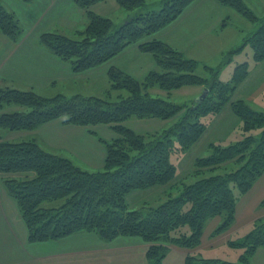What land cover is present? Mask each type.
<instances>
[{"label": "trees", "instance_id": "obj_1", "mask_svg": "<svg viewBox=\"0 0 264 264\" xmlns=\"http://www.w3.org/2000/svg\"><path fill=\"white\" fill-rule=\"evenodd\" d=\"M71 1L86 13L87 27L71 36L45 32L40 40L75 73L100 67L132 45L152 55L158 69L140 81L111 68L109 88L101 97L56 94L47 98L34 90L0 87V175L19 207L28 241H55L81 232L94 233L105 242L137 237L149 244L147 264H164L170 246L189 251L185 264H234L204 259L200 249L208 222L220 219L212 239L227 233L235 223L239 200L264 174V111L244 100H233L234 91L249 74L248 63L239 64L232 79L223 82L221 70L239 50L227 53L217 68L205 66L206 75H200L196 60L154 38L195 0H164L158 10H151L147 0H116L130 13L119 25L93 10L108 0ZM218 1L259 24L245 43L253 49L254 61H263L264 18L242 0ZM22 33L17 17L0 0V34L16 41ZM185 87L207 88L209 94L189 106L153 92L158 89L171 95ZM227 106L244 132L260 128L261 135H248L228 146L211 143L209 155L197 158L188 175L196 181L177 180L171 155L188 152L205 133L209 124L205 119ZM132 118H157L170 126L162 132L138 134L125 126ZM54 120L89 128L110 126L117 137L102 140L106 145L104 168L88 171L44 150L33 139L14 143L1 135L32 131ZM155 187H166L160 201L142 209L129 207V194ZM260 208H264V199ZM252 226L247 236L232 243L245 249L237 264H251L256 251L264 248V217Z\"/></svg>", "mask_w": 264, "mask_h": 264}, {"label": "crops", "instance_id": "obj_2", "mask_svg": "<svg viewBox=\"0 0 264 264\" xmlns=\"http://www.w3.org/2000/svg\"><path fill=\"white\" fill-rule=\"evenodd\" d=\"M242 1L255 14L258 15L259 13L255 8L252 9L251 4L258 5L257 7L264 12V0ZM102 4H109L117 11H121L116 0H108ZM3 5L7 11L15 14L23 28V33L16 41L0 34V87L2 88H14L22 91L34 90L47 97L56 94L66 96L64 92L71 94V97L77 95L84 97L77 86L81 80H88L96 86L98 84L104 85L106 88L102 90L106 92L109 88V70L111 68L119 69L140 81L144 80L151 71L158 69L152 55L142 52L138 45H132L104 65L77 74L72 70L69 63L61 60L46 48L41 43L40 37L45 32L65 35L83 31L88 25V17L81 8L71 0H33L31 2L3 0ZM97 7L98 5L94 6L93 10L100 14L96 10ZM184 11L189 13L187 15L191 18L193 17V21L186 28V32L191 31V33H185V35H197L202 25H211L216 20L215 30L222 28L221 32L231 31L233 36L239 38L236 28L225 23L226 19L232 21L230 15L234 13V10L220 4L218 0H195ZM121 13L123 14L121 23H123L130 13ZM178 18L169 26L157 32L154 38L169 44L185 55V51L181 48L184 45L180 35L181 32H172V27L179 20ZM248 45L245 41L242 45H239L236 41L232 43L230 41L222 48L221 56L223 55L224 58L227 53L233 50H239L238 56H241L240 52ZM244 62L249 65V74L234 91L233 100H244L256 110H264V60L259 63L248 59L245 61L237 59L234 54L233 60L224 70L222 68L220 79L223 82L230 81L236 67ZM217 67L218 65L214 68ZM72 83H74L73 86ZM203 90V87H194L190 90L186 88L184 91L190 94L191 98L182 100L175 96L177 91L172 92L171 95L158 89H154L153 92L164 97L169 96L171 100L179 103H187L190 99H197ZM178 91L177 93H181V90ZM101 96L103 94L90 97ZM221 113L222 117L225 116L229 122L235 119V125L233 123L232 126L226 129V132H223L225 125L221 122L216 124L218 120L211 121L197 143L204 142V138L211 134V138L206 142L208 147L211 143L223 140V137L229 132H233L237 123L240 122L239 119L230 106L225 107ZM135 121H140L142 123L141 127L146 130L144 132L148 134L162 132L170 126L167 121L157 118L129 119L125 122V126L136 133L138 131L133 127ZM105 129L113 132L108 125H97L89 128L67 125L62 120H54L32 131H4L1 135L3 140L14 143L33 139L44 150L69 158L75 165L85 170L97 171L102 170L105 165L106 145L102 140L109 141L105 137L107 135ZM116 137L117 135H112V140ZM187 175H177V179L183 180L187 178ZM165 188L155 187L133 193L159 191V194L162 195ZM129 195L126 202L133 209L128 202ZM139 198H141L140 202L143 204L150 203L145 196ZM263 199L264 174L257 180L251 190L239 200L236 220L232 228L227 233L213 238L211 245L223 242V240L230 237L234 230L247 224L252 225L257 219L263 218L264 208L263 212L259 210ZM209 223H211L209 229L208 224L205 228L201 248L211 243L209 242L211 241V234L219 225L220 219L215 218L210 220ZM224 237L226 238L224 239ZM148 248L149 244L141 238L119 237L111 242H105L96 234L86 232L55 241L31 243L28 241L27 226L22 219L19 207L9 194L0 175V264H147ZM169 249L181 251L185 256L189 252L175 246H170Z\"/></svg>", "mask_w": 264, "mask_h": 264}, {"label": "rangeland", "instance_id": "obj_3", "mask_svg": "<svg viewBox=\"0 0 264 264\" xmlns=\"http://www.w3.org/2000/svg\"><path fill=\"white\" fill-rule=\"evenodd\" d=\"M162 3H163L162 0H147L148 7L151 10H158L161 7ZM248 5H250V3H248ZM257 6H255L254 4H251L252 9L255 8L257 12L259 13L258 15L256 14V16H258L260 19H263L264 12H262L260 8ZM96 10L100 14H103L105 17H108V18L111 17V19L117 25L121 23V20L123 18V14L121 12L125 14L128 13L127 11H124L122 9H120L121 11H117V9H114L113 7L109 6V4L98 5ZM185 12L186 11H184V13L178 18L179 20L176 23H174L172 27V32H175V33L179 31L181 32L180 35L184 41V45L181 48H183V50L185 51L186 57L192 58L198 61L199 63L198 73L200 75H206V69H205L206 65H208L209 67L213 66L212 68L216 67L217 65L218 67L220 66L221 60H223V55L221 56L220 52L223 50L222 48H224V46L228 42L231 41L232 43L236 41L239 45H242L243 42L245 41V38L248 36V34L249 33L251 34L252 31H255L259 26V24H256V23L254 24V23L249 22L241 14L237 13L234 10V13L230 15L232 21H230L229 19H226L225 23H228L229 26L231 27L233 26L236 28V30L239 33V38L233 36L231 34V31L221 32L222 28L215 30L217 26L216 20H214L215 23H212L211 25H208V24L202 25V27L199 28V33L197 35H185V33L186 34L191 33V31L186 32V28L188 27V24L191 21H193L192 19L193 17L191 18V16L187 15L189 13H185ZM238 28L243 31L240 33L239 32L240 30ZM65 35L71 36L72 34H65ZM185 42L187 43L185 44ZM240 53H241V56H238L239 52L235 54L237 56V59L245 60V61L248 59L249 61L254 62V59H253L254 53L250 45H248V47L243 48ZM210 63L211 65H209ZM225 67H227V65L223 66V70L225 69ZM73 84L74 83H72V86ZM77 86L82 91L81 93L82 95H84V97L85 96L90 97L94 95L98 96V95L105 94V92H103L102 89H105L106 86L101 85V84H98L96 86L94 85L93 82H90L88 80H81V82ZM186 88L190 90V88H194V87L182 88L180 89L181 93H177L179 92L177 90V92L175 93V96L178 97V99L180 100L185 99V98L189 99V97L191 98V95L187 94V92L184 91L186 90ZM64 94H66V96L71 97V94H67L65 92ZM114 94L116 95L117 93H114ZM53 96H50V97H53ZM43 97H47V96H43ZM50 97H47V98H50ZM193 102H194V99H190L188 100L187 103L189 106H191ZM215 120H218L216 124H220L221 122L223 125H225L223 132H226V129L229 126H232L233 123L235 122V119L229 122V120H227L225 116L222 117V113L220 115L209 116L205 119L207 123H210L211 121H215ZM141 125L142 123H140V121H135L133 123V127L136 129V131H138L137 133L148 134L144 132L146 130L143 129ZM105 130L107 133L105 137L109 139V141L112 140V135L115 134L114 131L112 132L111 130H108V129H105ZM261 133H262V129L260 128L253 129L249 132H244L242 123L239 122L237 123L233 132H229L223 137L224 138L223 140H220L218 142H220L223 146H228V145H231L233 143L235 144L243 140L245 136L249 135V136L258 137L259 135H261ZM210 138H211V134H208L207 137L204 138V142L196 143L197 145L195 144L188 152L182 155H177V154L171 155L170 160L177 167L178 176L179 175L183 176L185 174L187 175L188 173L193 172L194 163L196 159L199 157H206L209 155L206 142H208ZM182 181H187L185 183H193L194 181H196V178L195 177L189 178V176L187 175V178L183 179ZM235 194L238 195V190H235ZM140 196L142 198L143 196H145L146 200H148L149 202H154L155 200L160 201L161 199L160 197L162 195L159 194V191H156V192L148 191L147 193H140V194L132 193L128 197V202L130 203L131 207H133V209L135 208L142 209L144 206L145 207L148 206L147 203L143 204L140 202L141 201V198H139ZM159 203H162V202H159ZM259 210L263 212V208H260ZM209 224L211 223L208 222V229H209ZM252 228H253L252 225L247 224L241 227L240 229L234 230L229 238L224 237V239L225 238L226 239L223 240V242H220L218 244L211 245L213 242V239L211 238L210 239L211 241H209L211 243L200 249L201 257L204 259L219 260V261H225V262L234 263V264L239 263L242 259V256L245 253V249L242 246H236V245H233L232 243L243 239L252 230ZM185 259H186V256L181 251H178L175 249H172V250L169 249L167 256L164 260V264H185ZM251 264H264V248H259L256 251L255 255L251 259Z\"/></svg>", "mask_w": 264, "mask_h": 264}, {"label": "water", "instance_id": "obj_4", "mask_svg": "<svg viewBox=\"0 0 264 264\" xmlns=\"http://www.w3.org/2000/svg\"><path fill=\"white\" fill-rule=\"evenodd\" d=\"M209 94V90L207 88H205L202 92V94L194 100V103L199 104L201 103L203 100H205V98L207 97V95Z\"/></svg>", "mask_w": 264, "mask_h": 264}]
</instances>
